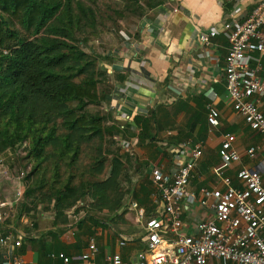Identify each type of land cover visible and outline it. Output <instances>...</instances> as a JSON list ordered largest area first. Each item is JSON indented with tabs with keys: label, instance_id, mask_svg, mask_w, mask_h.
Listing matches in <instances>:
<instances>
[{
	"label": "crops",
	"instance_id": "obj_1",
	"mask_svg": "<svg viewBox=\"0 0 264 264\" xmlns=\"http://www.w3.org/2000/svg\"><path fill=\"white\" fill-rule=\"evenodd\" d=\"M261 1L163 0L161 6L149 10L151 15L141 20L138 31L135 29L138 36L123 42V50L108 52L103 64L102 84L107 82L109 88L101 94V109L107 118L106 125L118 128L114 138L121 139L119 154L116 153L125 173L120 181L126 193L121 208L115 212L96 210L89 208L92 201L85 199L76 205V210L67 213V224L54 226L53 213H41L31 223L27 215L18 219V214H14L18 203L14 198V176L0 171V198L11 205L0 225V235L21 240L20 247L0 249V255H19L29 264H64L60 259L49 258L51 253L63 254L69 259L68 264H107L106 257L116 253L124 262L132 261L145 248V233L130 203L143 208L146 215L159 208L152 195L153 167L160 166L166 173L174 174L192 151L200 147L202 155L192 172L189 191L220 188L213 170L220 165L217 152L227 133L236 137L234 148L240 161L225 175L233 178L238 169L257 165L264 157L261 137L232 110L224 87L227 41L220 34L213 47L201 54L196 36L200 29L220 28L221 20L233 14L240 22L245 21ZM177 7L179 11L173 13L172 9ZM209 90L217 96L215 105L220 112L217 129H210L205 122L208 104L205 93ZM149 116L153 117L152 141L147 134L142 135L141 124L134 122L136 117ZM251 146L261 147L255 160L246 156ZM202 213L191 207L185 212L186 223L200 220ZM90 239L94 240L98 253L83 261L81 256ZM121 241L126 242L123 247L119 246Z\"/></svg>",
	"mask_w": 264,
	"mask_h": 264
},
{
	"label": "trees",
	"instance_id": "obj_2",
	"mask_svg": "<svg viewBox=\"0 0 264 264\" xmlns=\"http://www.w3.org/2000/svg\"><path fill=\"white\" fill-rule=\"evenodd\" d=\"M89 1L0 0V154L27 146L32 167L21 204L39 191L34 205L53 213L54 226L67 224L85 199L89 208L118 211L126 194L121 157L104 149L118 128L87 111L101 105L105 79L77 37L96 24ZM162 3L150 0L147 8ZM134 122L155 140L152 116ZM68 168L75 171L65 176Z\"/></svg>",
	"mask_w": 264,
	"mask_h": 264
},
{
	"label": "built area",
	"instance_id": "obj_3",
	"mask_svg": "<svg viewBox=\"0 0 264 264\" xmlns=\"http://www.w3.org/2000/svg\"><path fill=\"white\" fill-rule=\"evenodd\" d=\"M178 11V7L172 9L173 13ZM220 34L228 45L223 71L228 102L243 117L246 126L261 137L264 147V0L245 21L240 22L233 14L221 20L220 28L200 29L196 36L200 53L210 50ZM205 96L207 124L210 129H217L220 126V112L215 105L217 96L211 90ZM235 141L234 134H225L217 152L220 165L214 168L213 174L219 179L220 188L189 191L192 172L202 155L200 147L192 151L174 174L166 173L160 166L153 167L152 195L159 208L146 215L143 208L130 203L142 224L145 248L129 262H124L118 253L108 255L107 264H264V157L253 167L238 169L233 178L226 176L225 172L240 161ZM260 150V146L249 147L247 158L255 160ZM0 171L10 175L1 158ZM30 171L31 167L26 166L15 173L17 202L23 198ZM10 206L0 198V225L7 218ZM191 207L203 213L200 220L188 224L185 212ZM125 243L121 241L119 246ZM20 245V239L0 235V249L13 250ZM97 253L98 248L90 239L81 259L89 261ZM49 258L69 263L61 253H51ZM0 264L29 263L19 255H0Z\"/></svg>",
	"mask_w": 264,
	"mask_h": 264
},
{
	"label": "rangeland",
	"instance_id": "obj_4",
	"mask_svg": "<svg viewBox=\"0 0 264 264\" xmlns=\"http://www.w3.org/2000/svg\"><path fill=\"white\" fill-rule=\"evenodd\" d=\"M148 1L150 0H93L87 3L90 4V6L92 5L91 7H93L95 11L96 24L93 28L87 27L84 31L85 34L77 37L83 41L82 44H80L81 49L97 57L98 71L100 73L104 74V62L108 52L115 51L116 49L123 50L121 48L123 42L128 41L127 39H135L138 36V32H136L135 29L137 28L138 31L141 20L151 15L147 8ZM108 88L109 84H107V82L103 84L101 82L98 86L100 95L102 92L107 91ZM101 107L102 104L98 106L89 105L87 111L94 114L102 113L104 118H106ZM105 123L107 124V118L105 119ZM109 135L106 140L108 145H104V149L110 151L112 154H119L121 147V142H119L121 141L120 138L115 137V139L114 133H110ZM15 150L16 151L9 150L0 154V158L4 160L12 176H15L18 170L26 166L29 168L32 167L31 160L25 158L27 146L22 145ZM65 171L66 176L69 173L73 174L75 170L68 168L65 169ZM86 179H89V177ZM26 188L27 187H25V189ZM38 194L39 191L31 194L25 207L22 206L21 201L18 202L14 208V214L19 215L21 213L22 215H27L31 223H34L41 213L52 215V212L43 210L45 207L44 205H34V203L36 204L35 199L38 198Z\"/></svg>",
	"mask_w": 264,
	"mask_h": 264
}]
</instances>
